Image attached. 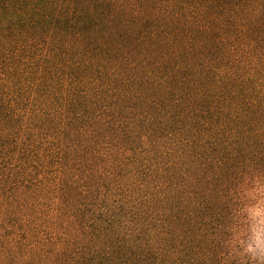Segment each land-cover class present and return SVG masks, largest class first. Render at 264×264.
<instances>
[{
  "label": "trees",
  "instance_id": "1",
  "mask_svg": "<svg viewBox=\"0 0 264 264\" xmlns=\"http://www.w3.org/2000/svg\"><path fill=\"white\" fill-rule=\"evenodd\" d=\"M264 0H0V264H260Z\"/></svg>",
  "mask_w": 264,
  "mask_h": 264
},
{
  "label": "clouds",
  "instance_id": "2",
  "mask_svg": "<svg viewBox=\"0 0 264 264\" xmlns=\"http://www.w3.org/2000/svg\"><path fill=\"white\" fill-rule=\"evenodd\" d=\"M251 218L255 220L252 235L242 254H247L251 260L264 264V209L251 211Z\"/></svg>",
  "mask_w": 264,
  "mask_h": 264
}]
</instances>
